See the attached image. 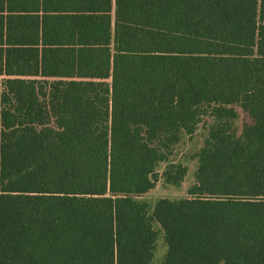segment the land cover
Instances as JSON below:
<instances>
[{"label":"trees","instance_id":"obj_1","mask_svg":"<svg viewBox=\"0 0 264 264\" xmlns=\"http://www.w3.org/2000/svg\"><path fill=\"white\" fill-rule=\"evenodd\" d=\"M154 223L160 264H264V0H0V264H152Z\"/></svg>","mask_w":264,"mask_h":264},{"label":"rangeland","instance_id":"obj_2","mask_svg":"<svg viewBox=\"0 0 264 264\" xmlns=\"http://www.w3.org/2000/svg\"><path fill=\"white\" fill-rule=\"evenodd\" d=\"M237 111L238 117L233 121V130L238 136H241L244 127L250 123V118L241 108L237 107ZM212 121L210 116H203L194 134H182L180 141L175 146L170 160L181 163L188 169L187 176L180 185L173 186L167 184L162 177L165 164H161L158 167L159 176L155 183V188L143 197V200L150 205V209L160 198L176 199L188 196L189 189L195 183V172L198 166L199 153L204 145ZM154 227L158 231V239L152 264H160L166 254L167 248L160 227L156 223H154Z\"/></svg>","mask_w":264,"mask_h":264},{"label":"crops","instance_id":"obj_3","mask_svg":"<svg viewBox=\"0 0 264 264\" xmlns=\"http://www.w3.org/2000/svg\"><path fill=\"white\" fill-rule=\"evenodd\" d=\"M187 176V175H186Z\"/></svg>","mask_w":264,"mask_h":264}]
</instances>
